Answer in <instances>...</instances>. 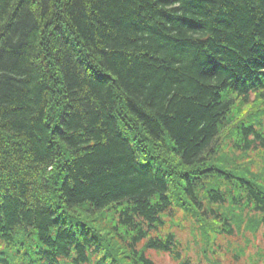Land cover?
<instances>
[{"label": "trees", "instance_id": "1", "mask_svg": "<svg viewBox=\"0 0 264 264\" xmlns=\"http://www.w3.org/2000/svg\"><path fill=\"white\" fill-rule=\"evenodd\" d=\"M0 264H264V0H0Z\"/></svg>", "mask_w": 264, "mask_h": 264}]
</instances>
